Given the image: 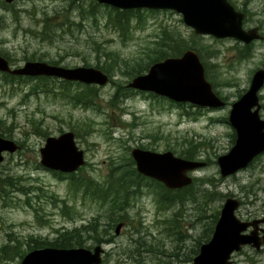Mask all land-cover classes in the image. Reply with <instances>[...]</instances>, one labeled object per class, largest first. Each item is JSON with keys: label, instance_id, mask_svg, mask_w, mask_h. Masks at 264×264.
<instances>
[{"label": "rangeland", "instance_id": "rangeland-1", "mask_svg": "<svg viewBox=\"0 0 264 264\" xmlns=\"http://www.w3.org/2000/svg\"><path fill=\"white\" fill-rule=\"evenodd\" d=\"M91 1L83 0V7L90 6ZM234 2L247 5L249 26L264 29V0ZM2 8L0 5V51L10 53L8 59L16 68L28 61H60L53 64L65 67L95 66L94 39L118 53L121 61L129 60L148 52L165 32L187 41L196 36L216 90L217 80L225 82L220 90L229 95L230 102L249 85L250 75L264 67V40L240 61L235 56L234 41L195 34L180 13L170 10L143 9L133 14L129 38L123 40L124 36L103 17L97 14L98 20L86 18V13L70 0L20 1L11 11ZM113 77L127 84L133 76L116 71ZM60 79L6 82L0 77V121L5 122H0V132L21 144L20 151L8 155L0 165V249L8 254H0V264H21L24 256L34 250H30L33 244L40 242L42 246L35 249L44 248L45 242L98 215L101 241L93 243L103 244L108 251L103 264H193L201 245L212 237L227 197L244 200L241 217L264 205V155L249 169L228 177L221 175L218 157L229 153L235 143L231 141L235 136L228 119L230 105L219 109L189 103L182 106L152 92L134 90L121 102L122 109L113 108L107 102L115 88L108 83L99 86V107L87 108L63 98ZM261 95L264 103V89ZM68 130L75 132L77 144L86 152L83 174L93 176L99 184L110 177L107 173L112 159L116 166L123 167L122 171L127 169L130 162L124 157L130 156L134 146L176 150L177 155L185 150V155L195 153L197 149L198 156L193 160L207 164L192 173L201 181L193 189V196L186 194L182 200L174 197L173 201L166 198L162 204L155 186L144 184L141 193L130 195L119 215L116 208H109L118 207L122 196L102 202L80 191L74 198L70 195V175L59 177L41 165L40 148L46 138ZM190 139L201 143L199 148L190 149ZM255 193L257 198L251 196ZM63 200L74 205L79 215L70 219L62 210ZM104 210L116 213L111 219ZM91 239L85 245H92ZM16 247L19 253L25 251L23 258ZM234 257L243 259L241 255Z\"/></svg>", "mask_w": 264, "mask_h": 264}, {"label": "water", "instance_id": "water-1", "mask_svg": "<svg viewBox=\"0 0 264 264\" xmlns=\"http://www.w3.org/2000/svg\"><path fill=\"white\" fill-rule=\"evenodd\" d=\"M98 1L122 9L147 7L173 10L182 15L184 23L196 34L215 38L233 37L245 42L260 37V34L254 33L256 28L244 29V13L236 10L229 0ZM0 69L14 74L57 76L85 84L105 85L109 81V75L94 66L65 67L45 61H33L11 69L8 60L0 56ZM263 84L264 69H259L254 74L249 91L232 105L230 123L237 130V140L227 155L218 157L223 175L237 172L264 151V120L259 118L258 109L252 111L253 106L259 102L258 91ZM128 86L140 91H150L176 102H190L211 108L224 105L206 78L205 66L199 53L193 49L185 51L181 56L154 62L146 73L134 77ZM16 148L13 140L0 137V161L3 159L2 151H14ZM131 153L139 173L154 178L171 189L182 188L191 183L189 172L204 164L177 156L172 150L160 152L134 147ZM40 154L44 166L62 172L75 171L85 163L84 150L78 147L73 131L47 137L40 148ZM237 204L238 200L227 199L213 236L206 244L201 245L193 264H228L233 251L254 240V236L242 233L248 222L244 223L236 215ZM102 251L101 246L94 249L84 246L45 247L27 254L21 264H101Z\"/></svg>", "mask_w": 264, "mask_h": 264}, {"label": "trees", "instance_id": "trees-1", "mask_svg": "<svg viewBox=\"0 0 264 264\" xmlns=\"http://www.w3.org/2000/svg\"><path fill=\"white\" fill-rule=\"evenodd\" d=\"M77 1L73 0L72 3L77 5L81 12L86 13V18L94 17L97 18V14H99V17H103L108 25H111L112 28L115 30H118L124 38L123 40L129 38L127 35L128 32H130L131 28V21L135 18L133 14H138L139 12L142 13L143 10L141 9H119L116 7H112L110 5L101 4L98 3L97 0L91 1L90 6H84L82 5V2L75 3ZM151 12H157L158 10H150ZM97 18V20H98ZM97 22V21H96ZM81 28L79 27V30ZM178 34V33H177ZM192 41H187L185 38L179 36V35H172L168 36V33H164V35L160 38V40H157L155 42V46L153 48H149L148 52H144L140 57H133L129 60L126 59H120L119 54L116 53L113 50H110L108 47H105V45L102 44V42L97 41L96 39L93 40V52L96 54V65L100 69H102L104 72L108 73L110 76V82L114 85L115 92L111 95L109 101L107 104L110 105V107L113 108H121V102L132 96L134 94V89L127 86V84L120 83L119 81L116 82L113 77V73L116 71H120L121 74H126L128 77H134L136 75L144 73L150 66V64L165 59L170 56H180L183 54V52L186 49L194 48L197 50V52L200 54L201 58L203 59V62L206 67V74L208 79L212 82L213 86H215V83L213 82V79L210 78L209 75V65L205 60V57L203 56V46L202 49L199 48L196 44V36ZM153 53L155 54L153 56ZM154 61V62H153ZM60 61H54L50 63H58ZM87 66H90L89 64H86ZM3 77L6 82L8 81H32V77L27 76H21V75H14L10 73H4L0 72V77ZM38 78V81H48L50 79H58L56 77H50V76H39L35 77V79ZM114 78V77H113ZM55 81V80H53ZM39 82H36V85H38ZM128 81H126L127 83ZM47 85V84H46ZM74 86V87H73ZM52 90V89H51ZM60 90L63 94V98L67 99L69 102L72 101L77 104H81L87 108L91 107H99V101L98 98L100 94V87L97 85H87L80 82H74V81H68L62 79L60 81ZM178 105L185 106L184 103H179ZM194 106V105H191ZM201 108V107H200ZM190 149L191 147L199 148V144H195L193 139H190L189 141ZM141 147H146L141 145ZM130 149V147H128ZM189 150V149H187ZM176 152V150H173ZM186 152V150H185ZM184 151L181 153H185ZM198 152L196 149V152H189L188 154H184L186 158L188 159H194L198 156ZM124 158H127L129 160V166L126 170L123 169L121 166H116L114 163L115 160L112 159L110 170L107 173V175H110V177L106 178L105 180H102L101 184H99L97 180L94 179V177H88L86 174H83V171L85 170L84 167H81L78 172H74L69 174L70 178L72 179L69 183V189H70V195H73L74 198H76L75 194L78 192H83L84 194H92V196L95 199H100L101 201H107L110 198H118L117 195L121 198L119 202L121 203L118 207L116 205H111L112 207L109 209H117V213L121 215L123 212L122 208H125V205H128L129 203V197L130 195H136L138 193H141L142 187L144 184H150L152 187L157 189V192L159 194V201L165 202L166 198L168 199H177L182 198L189 194L193 196V189L195 188L196 184L200 181V178L196 179L194 183L181 188V189H169L165 187L161 182H158L156 180L150 179L142 174H139L135 167V162L130 154V156L126 155ZM114 164V166H113ZM58 176H60V173H57ZM206 182V181H205ZM203 182V183H205ZM107 183V184H106ZM154 185V186H153ZM155 189V190H156ZM191 192V193H190ZM167 193H169V196H167ZM178 194V197L176 196ZM187 196V195H186ZM102 201V202H103ZM63 209L69 214V218H73L74 215H79L78 212H76L74 205H68L66 200H63ZM106 204V203H104ZM107 207V206H106ZM113 209V210H114ZM106 215L109 216V218H113L112 214H115L116 212L108 210H104ZM100 215L93 217L92 220H89L88 222L82 224L80 227H75L73 230H67L59 234V236L54 240L53 245L55 247H72V246H83L85 243H87L88 238H92L91 242H98L101 241L100 235V224H99V218ZM174 224H172L171 229H173ZM65 228V227H63ZM42 246L40 242L33 244L30 247L31 249H35L36 247ZM17 253L20 254L21 258L25 255L24 252L19 253L18 248ZM12 252V251H11ZM4 253L6 254V251L0 249V254ZM13 253V252H12ZM4 255V256H5ZM3 256V257H4ZM6 258V257H5Z\"/></svg>", "mask_w": 264, "mask_h": 264}, {"label": "flooded vegetation", "instance_id": "flooded-vegetation-1", "mask_svg": "<svg viewBox=\"0 0 264 264\" xmlns=\"http://www.w3.org/2000/svg\"><path fill=\"white\" fill-rule=\"evenodd\" d=\"M22 1L23 2H28V1H31V0H0V5L1 7H3L4 9L8 10V11H11L12 10V6L15 7V5ZM71 2L73 0H70ZM230 2L234 5V7L237 9V10H240L241 12L244 13V18H243V24H244V29L246 30H251L253 28H256L257 30L254 32V33H257V34H260V37L259 38H254L253 40L249 41V42H245V41H242V40H238L236 38H233V37H223V38H217V40H232L234 41V44H235V56L238 58L239 60V57H240V61L242 60H245L247 59V56L250 55L251 53H254L256 51V43L261 41V40H264V29L261 28L260 26L258 25H253V26H249L248 23H249V14H248V10H247V5L244 3V5L246 6H239L236 2H234V0H230ZM76 3V2H75ZM2 8V9H3ZM1 18H3L2 15H0ZM41 32L43 30V25L41 23ZM8 53V52H7ZM0 55L3 56L5 59H8L10 53H8V55L6 53H3L0 51ZM218 55V54H217ZM9 63L13 66L14 64L12 62L9 61ZM218 66V64H217ZM260 68H264V67H258L251 75H250V82H249V85L245 88H243V91L240 92L239 96H238V99H236L235 101H232L230 102V99H229V95L227 96L223 90L221 89L220 90V84H224L225 82H218L217 80V95L223 100L224 102V106L223 107H227V106H232L233 103H235L236 101L240 100L243 95L249 91L250 87H251V84H252V79L254 77V73L260 69ZM30 77V76H29ZM32 78H35V77H39V76H31ZM228 86H230L231 83H227ZM264 89V84L263 86L261 87L260 91H258V98H259V102L256 106H253L252 108V111L254 112L256 109H258V115H259V118L261 120H264V103L262 102V99H263V96L261 95V91ZM223 107H218L217 109L219 108H223ZM230 113H231V108H230V111H229V115H228V119L230 118ZM233 131L231 132L232 136L234 135L235 136V139L232 140V144L233 142L236 140L237 138V130L233 127L232 129ZM235 145V144H234ZM264 154L260 155V156H255L257 158H254L253 160H251L246 167L240 169V170H245V169H249L250 167H252L254 165V161L257 160L258 158H261ZM240 170H238L236 173L240 172ZM250 195V194H248ZM251 196H254V197H258L257 193L251 195ZM240 200V206L239 208L237 209L238 211L236 212L237 213V216L243 221V222H248V223H252L250 226H248L247 229H245L242 233L243 234H246V235H252L254 236V240L252 242H250L249 244H244V245H241V247L238 249V250H235V252H233L231 254V257L229 259L230 261V264H240V262H245V264H264V205L261 207V208H256L254 209L253 211H249L248 210V213H246V216L243 215V217L239 216V210H240V207H242V205L244 204V200L243 199H239ZM255 203V202H254ZM253 203V204H254ZM262 205V204H261ZM260 205V206H261ZM259 207V206H258ZM219 217H220V213H219ZM219 217L217 219V222L219 220ZM258 221V222H256ZM215 227H216V224L214 225V229H213V233L215 231ZM213 236V235H212ZM209 238V237H208ZM108 240V239H107ZM106 242H109L107 241ZM259 245V246H256V245ZM103 245V244H102ZM248 250V251H247ZM106 252V251H105ZM108 252V251H107ZM247 254V255H246ZM237 255H241L243 257V259L241 260V258L239 257V261L238 259H235L234 256H237ZM246 259V260H245Z\"/></svg>", "mask_w": 264, "mask_h": 264}, {"label": "bare ground", "instance_id": "bare-ground-1", "mask_svg": "<svg viewBox=\"0 0 264 264\" xmlns=\"http://www.w3.org/2000/svg\"><path fill=\"white\" fill-rule=\"evenodd\" d=\"M164 10H169V9H164ZM187 50H189V49H187ZM187 50H186V51H187ZM28 62H33V61H28ZM26 63H27V62H26ZM26 63H25V64H26ZM55 65H56V64H55ZM57 66H60V65H57ZM68 81H69V80H68ZM229 122H230V121H229ZM230 124H231V123H230ZM236 140H237V138H236ZM236 140H235V143H236ZM235 143H234V144H235ZM233 146H234V145H233ZM227 154H228V153H227ZM227 154H225V155H227ZM262 154H264V152H262V153H260V154H258V155H256V156L258 157V156H260V155H262ZM222 156H224V155H222ZM220 157H221V156H220ZM257 157H254V158H257ZM254 158H253V159H254ZM186 159H187V158H186ZM253 159H252V160H253ZM188 160H190V161H195V162H202V163H204V164H203V167H205L206 164H207L205 161H196V160H193V159H188ZM85 164H86V159H85V163L83 164V166H84ZM78 170H79V169H77L75 172H77ZM220 171H221V169H220ZM240 171H241V170H240ZM192 173H193V172H192ZM234 174H237V173H231V174H228V175H223V173H222V171H221V175H222V177H228V176H231V175H234ZM191 178H192V182L189 183L188 185L194 183V181H195V179H194L193 177H191ZM188 185H186V186H188ZM186 186H185V187H186ZM183 188H184V187H183ZM228 198H232V199H236V200H238L239 204H237V208H236V209H238L239 206H240V200H239V198H236V197H233V196H229V197L226 198L225 202L227 201ZM225 202H224V204H225ZM223 208H224V205H223V207H222V210H223ZM222 210L220 211V214H221ZM219 218H220V217H219ZM217 223H218V222H217ZM217 223H215V224L217 225ZM244 223H246V222H244ZM251 224H252V223H248L246 229H247L248 226H250ZM215 229H216V227H215ZM214 232H215V231H214ZM213 234H214V233H213ZM205 244H206V243H205ZM203 245H204V244H203ZM57 248H60V247H57ZM40 249H43V248H40ZM40 249H34V250L30 251V252L27 253V254H30L31 252H33V251H35V250H40ZM27 254H26V255H27ZM231 254H232V253H231ZM26 255H25V256H26ZM25 256H24V257H25ZM230 257H231V256H230ZM229 259H230V258H229ZM22 260H23V259H22ZM228 264H230V261H229V260H228Z\"/></svg>", "mask_w": 264, "mask_h": 264}]
</instances>
